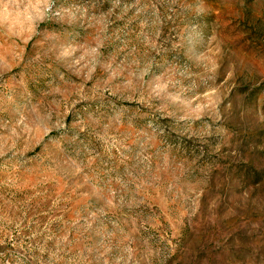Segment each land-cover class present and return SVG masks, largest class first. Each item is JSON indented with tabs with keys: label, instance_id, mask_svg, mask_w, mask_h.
Returning a JSON list of instances; mask_svg holds the SVG:
<instances>
[{
	"label": "rangeland",
	"instance_id": "obj_1",
	"mask_svg": "<svg viewBox=\"0 0 264 264\" xmlns=\"http://www.w3.org/2000/svg\"><path fill=\"white\" fill-rule=\"evenodd\" d=\"M0 264H264V0H0Z\"/></svg>",
	"mask_w": 264,
	"mask_h": 264
}]
</instances>
